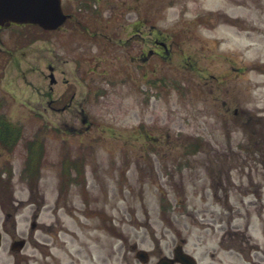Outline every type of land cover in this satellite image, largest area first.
Returning a JSON list of instances; mask_svg holds the SVG:
<instances>
[{"label":"rangeland","instance_id":"1","mask_svg":"<svg viewBox=\"0 0 264 264\" xmlns=\"http://www.w3.org/2000/svg\"><path fill=\"white\" fill-rule=\"evenodd\" d=\"M100 3L101 17L77 16L86 28L66 24L19 53L18 37L0 33V122L21 124L18 137L36 135L45 145L31 191L18 177L23 155L0 150V167L9 158L7 172L14 169L0 173V264H156L178 243L197 264H264V0ZM135 20L143 32L154 26L167 57L130 59L146 47L140 37L125 42ZM48 63L63 72L59 81L74 82L79 98L83 76L105 87L91 98L89 131L79 114L34 112ZM150 81L152 96L133 93ZM73 124L78 132L67 129ZM196 137L201 146L183 148ZM182 152L190 159L179 171ZM66 154L85 156L75 172L81 184L60 186ZM219 178L227 199L214 192ZM7 213L16 214L14 226ZM39 235L49 243L41 257ZM16 238L26 244L14 253ZM134 244L150 252L147 263Z\"/></svg>","mask_w":264,"mask_h":264},{"label":"flooded vegetation","instance_id":"2","mask_svg":"<svg viewBox=\"0 0 264 264\" xmlns=\"http://www.w3.org/2000/svg\"><path fill=\"white\" fill-rule=\"evenodd\" d=\"M100 1L102 0H61L62 10L67 15V20H66L67 22H65L67 23V26L75 27L77 26L76 23H78L80 25V28H86L87 26L84 25L85 23L81 22L80 20H77L78 19L77 16H82V14L85 12L87 13L91 12L90 15L95 14V16L101 17L102 12L105 10V8L103 7L101 9V6H99V4H102V3H100ZM72 20H74L73 23L70 22ZM64 27L65 26L62 25L54 30H44L41 27L37 26L35 31L33 30L32 32L30 31L26 32V31H23V29L25 28V25L7 22L3 24L2 26H0V33L4 31L5 32L10 31L11 36H13L14 39L15 37H18V42H16L17 46L13 48L12 50L14 52L19 53L21 52L22 48H25L24 46L31 44V43L34 44L33 42L44 38L43 37L44 34L54 35L57 31H59L60 29H63ZM143 27L144 25H142V23H139L138 20L132 21V28L128 33L129 36L126 38L127 41L125 42L128 44L131 41H136V39L140 37L143 41H145L146 47L144 48V51H141L139 54L130 55V59H133V60L140 59L142 61L145 59L149 60L154 54L160 57H163V58L167 57V55L170 52V47L164 41L153 37L154 26L150 24L149 28L145 32L142 31ZM47 69L49 73L44 77L48 78V85L46 89L44 90V92L41 93L39 102L35 103L34 108L36 109V111L34 112L37 114H42V113H47V114L48 113L49 114H57V113L74 114L76 113V114H79L81 115L80 121L83 124L82 130L85 132L89 131L92 128V118L88 110L89 109L88 107L91 102V98L93 97L98 98V97L104 96L105 87L102 84L92 87L88 83V80L85 78V76H83L81 79L83 89L80 90L82 91V95L79 98V94L77 93V90L74 88V85H73L74 82L72 80H70L67 77L59 81V78L56 75V73L58 72L63 73L59 67L57 68L52 63H48ZM61 82L66 83V86L63 89L60 87ZM156 83L161 85L162 87L165 85L164 81H157ZM146 85L147 87L142 90L140 89L137 90L138 89L137 85L135 87L132 86L133 93L136 95V93L139 92L145 97L152 96V88L154 85V81L146 82ZM38 97L39 95L37 96V98ZM4 103H5V99L2 100L0 98V112L2 109H4L2 106L4 105ZM222 104L225 105V102H222ZM233 113L234 115H237L238 113L237 108L234 109ZM73 120H74V117L71 116V121L73 122ZM76 121L77 120H74V122ZM47 125H49L52 128H56V129L58 128L56 121H50V124L47 123ZM19 127H20V124H13L10 122H7V123L0 122V129L2 130H5V129L15 130V128H19ZM67 129L70 130V132H78L74 124L68 126ZM22 140H25V141H22ZM13 141H15L14 138L0 139V150H3L5 152L4 155H9L14 152H16L17 154L23 155V158L21 159L19 163L18 173L21 175V177L25 178L26 188L30 190L31 189L30 184L33 182L37 183L40 180V177L36 179L37 177L35 176L30 181L27 178V176H29L30 170L35 173H40L41 168L43 167L42 157L44 155L43 152L45 150V148L43 147L44 146V143L42 142L43 140L38 139V138H29L26 140L22 138V139H19L17 142H13ZM19 141H21V144L19 143ZM60 158L61 159H60L59 164H60L61 170H63L64 167L71 166L70 165V162H71L70 155H67V154L62 155ZM6 159L8 161L7 164H3V166L0 167V171L2 172H7V169L9 167L10 160L9 158H6ZM10 168L13 169L12 166ZM228 174L229 173H227L226 177H227V181L229 182ZM215 181L218 185H220L215 188V191H214L215 194H217L218 192H221L224 194V197L227 199L229 188L223 185V181L220 178L216 179ZM34 187H32V189ZM44 202H45L44 197H42V200L39 203L40 206H36L37 211L33 214L34 215L33 217L35 218V226H37L36 219L40 215V210L42 209ZM5 220L11 221L13 226L16 224L15 215L13 214H7ZM39 237L41 239L38 241L37 246L41 248L39 252L41 254L45 249H48L47 245L49 243L44 241L41 235H39ZM131 248L134 250L138 249L136 244L132 245ZM148 255H149V252H148ZM41 256L42 254L40 255V257ZM174 256H175V251L173 249L172 254L169 255V257L173 259L171 263L181 264L180 262H177L174 260L175 259Z\"/></svg>","mask_w":264,"mask_h":264},{"label":"water","instance_id":"3","mask_svg":"<svg viewBox=\"0 0 264 264\" xmlns=\"http://www.w3.org/2000/svg\"><path fill=\"white\" fill-rule=\"evenodd\" d=\"M64 20L65 15L61 11L60 0H0V24L5 21H14L55 28ZM22 245L23 241L19 240L13 243L12 248L18 249ZM136 255L140 260H146L144 251L140 250ZM179 259L185 262L183 257Z\"/></svg>","mask_w":264,"mask_h":264}]
</instances>
